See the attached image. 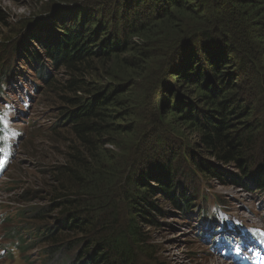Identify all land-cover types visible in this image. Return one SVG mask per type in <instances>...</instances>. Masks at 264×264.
<instances>
[{
	"label": "trees",
	"instance_id": "16d2710c",
	"mask_svg": "<svg viewBox=\"0 0 264 264\" xmlns=\"http://www.w3.org/2000/svg\"><path fill=\"white\" fill-rule=\"evenodd\" d=\"M111 1L106 8H100L97 0H91L85 10L62 11L61 16L53 17L51 24L45 20V25L44 18L41 28L46 35H27L29 40L38 42L42 51L28 55L35 60L33 64L41 78L38 93L46 87L47 102L59 107L53 111L55 118L50 119L53 120L50 135L68 128L65 132L73 140L63 154L64 164L37 171L53 184L48 205L13 209V214L5 217L8 225L4 224L3 237L13 238L21 254L38 251L47 260L45 264L60 258L59 264H155L154 247L144 228L157 225L156 216L162 213L151 202L150 195L158 193L164 204L187 215L197 207L203 196L201 190L210 186L211 181L225 187L264 190V64L259 61L256 67L248 60L257 52L250 50L251 43L246 40L249 30L246 21H239L236 14L225 21L217 12L216 22L202 19L197 24L196 20L188 24L170 16L172 25L178 28L173 29L176 30L174 40L169 38V51H173L167 65L169 72L154 81L153 71L149 81L161 83V89L151 91L156 92L168 114L186 113L183 123L198 135L194 146H187L183 137L177 135L174 125L170 126L174 142L164 141V132L157 123L147 138L146 134L138 132L140 125L137 124L143 123L131 105L138 103L134 95L139 91L134 89L132 93L130 88L136 87L132 82L114 83L115 76L123 75L119 68L107 73L108 86L98 88L93 81L96 72L106 68L111 58H118L126 47H130L128 53L135 54L132 57L135 65L137 61L140 64L150 58L148 47L137 44L148 41L153 32L137 30L139 26L134 20L139 7L148 8L151 15L159 11L163 15L181 0ZM232 1L250 10L249 14L246 12L247 19L264 9V0ZM224 5L225 0H222L221 7ZM192 11L194 8H189L185 13ZM179 14L182 18V10ZM197 16L202 17L200 13ZM262 19L255 25L259 28L256 33L259 36L264 35V14ZM5 20L0 13V24ZM90 24L93 30L86 35V26ZM48 31L56 36L54 41H49ZM97 36H100V45L90 46ZM119 36L124 38V46ZM228 37L238 42L230 46ZM22 43L0 45V84L11 70L15 56L22 58L25 53L29 54L30 48L27 50ZM232 54L238 56L236 71L229 66ZM245 65L250 66L253 74L247 78L253 98L241 104L235 95L227 92L234 88V81L244 77ZM51 71H63L62 80L54 81ZM179 84L194 87V94L199 96L194 95L192 100L179 90ZM131 120L136 123L131 125ZM120 135L126 136L124 146H119L122 152L108 150V145L118 144L117 136ZM144 144L148 150H139L138 146ZM174 146L177 157L173 153ZM118 189H122L120 195L127 203L122 212L113 205L119 197ZM28 200L25 197L19 203ZM56 219V223L48 225Z\"/></svg>",
	"mask_w": 264,
	"mask_h": 264
},
{
	"label": "rangeland",
	"instance_id": "374dc122",
	"mask_svg": "<svg viewBox=\"0 0 264 264\" xmlns=\"http://www.w3.org/2000/svg\"><path fill=\"white\" fill-rule=\"evenodd\" d=\"M89 1L91 0H0V13L6 18L5 22L0 24V45L7 44L9 46L15 42H23V47L27 50L30 48L29 54L25 53L23 55L24 57L15 56L10 65L11 70L5 74V79L2 83V110L5 113L8 125L12 128V132H15V138L11 140V143H14V147L10 160L5 166L7 171L0 178V264H45L44 262L47 261L38 251H32L26 254L19 253L15 248L14 239H6L3 237L5 233L4 224L8 225V223H5L4 218L13 209L23 210L27 207L40 208L48 205V195L51 193L50 187L53 184L48 180V177L41 176L37 171H47L48 168L64 164L66 157L63 154L67 153V147L71 145L73 140L65 132L68 128L61 130L63 132L57 135H50L49 127L53 124V120L50 119L55 118L53 111L58 110L59 107L58 104L54 105L47 102V95L45 94L46 87L44 89L41 87L44 91L42 90L37 94V89L41 84V78L37 72V66L33 64L35 60L28 55H31L30 52L33 53L34 51L41 54L42 51L38 42L29 40L27 35L29 33L37 35V37L46 35L41 28L43 27L42 19L45 18V25V20L51 24L54 19L53 17L61 16L64 11L73 9L74 12L79 9L85 10ZM97 1L100 8H106L110 5L109 0ZM221 1L181 0L178 5L168 8V11L163 15H161L160 11L159 13L151 15L148 8L143 6L139 7L134 20L135 24L139 26L137 30L148 29L153 32L151 33L152 35H149L150 38L148 41H139L137 44L142 43V46L148 47L150 58L144 62H140V64L137 61V65H135L132 59L135 54L128 53L130 47L127 48L125 46L126 50L119 53L117 55L118 58H111L106 68L96 72L93 81L98 88H103L105 85L108 86L107 83L110 82L108 80L109 78L106 77L107 73L111 74L113 71L110 70H116L117 68L123 72V75L115 76L116 78L113 79L115 84L119 85L122 82L130 84L132 82L136 85V87L132 86L130 89L132 93L134 89H138L140 94L137 93L134 95L138 103L131 106L134 112L138 113L141 117V123L143 124H137V126L140 125L138 132L146 134L145 138L148 137V132L157 123L158 127L164 132V141L171 140L174 142L175 138H173L170 130V126L172 127L174 125V130L177 132V135L183 137L182 141H184V144L186 142L187 146H194V143L197 142V133L193 132L182 121V117L186 113L181 115L168 114V110L166 108L163 109L159 103L156 92L151 91V89H157V91L161 89V83L159 85L158 83H156L157 85L150 83L151 73L153 71L155 72L154 81H157L161 75H168L169 72L167 65L173 57V51L170 52L169 48L171 41L174 40L172 38L176 33V30L173 29L178 28L172 25L173 19L171 17L174 20L178 17L177 20H183V23L188 22V24L194 23L192 20H196L195 22L197 24L202 19L204 21L210 20L216 22V12L220 13L225 21L230 19L231 15L236 14L239 21H246L249 29L246 31V40L251 43L250 50L257 52V54L255 53V57H250L248 60L256 65V67L259 61H261L262 65L264 64V35L259 36L256 34L259 28H255V25H258L260 23L259 21L263 20L264 9L261 8L258 13L252 14L253 17L250 16L247 19V14L250 12L249 9H242L236 6L232 0H225V7L223 8L221 7ZM202 6L204 7L201 10ZM189 8H194L195 11H192L193 13L191 14H186L185 11H188ZM181 10L183 13L182 18L178 16ZM211 10L213 14L210 15ZM197 13H200L202 17L197 16ZM97 16L100 20L103 19L100 14ZM66 21L69 22V20ZM108 21L110 24L113 22L111 17H108ZM90 23L93 22L90 21ZM81 25L83 26V24ZM89 26L92 28L90 27L91 29H89ZM89 26H86V35H90L93 30L92 24ZM119 35L122 37V34ZM54 36L48 31L49 41H54ZM121 37L119 36L120 42L122 40ZM169 38H171V41ZM166 39L169 42H163ZM227 42L230 46H233L238 40L228 37ZM95 43H98L96 45L97 47L100 45V36L91 40L90 46ZM221 45L222 42H219V46ZM121 46H124V38ZM144 51L146 50L143 49ZM237 58L238 56L234 54L230 55L229 58L231 62L229 66L235 71ZM233 61H235V64H233ZM256 71L257 69L254 72ZM51 73L55 77L54 81L62 80L63 71H59L58 73L51 71ZM251 74L252 70L250 66L245 65L244 77H241L237 82L234 81V88L227 92L235 95L241 104L249 103L253 98L252 92L248 89L247 80ZM89 80L92 81L91 79ZM177 90L176 93H178ZM179 90L191 97L192 100L195 98L194 95L199 96L198 93L194 94V87L179 84ZM177 96H180L179 100L183 99L179 93ZM148 100L149 102H147ZM6 104L7 106H5ZM192 115L193 113H191L190 117ZM49 116L52 118H49ZM160 120L163 123H168L169 126H167L168 124L163 125ZM250 120L252 119L250 118ZM133 123L136 122L131 120V125ZM127 137L129 138V135ZM125 140L126 136H117L116 143L118 144L108 145L106 148L114 153H121L122 150L119 146H124L126 143ZM180 141L181 139L176 140L178 143ZM138 148L139 150H148L149 147L144 144L138 146ZM176 150V146H174L173 153L175 157H177ZM135 153L138 154V150ZM133 155L132 152L129 156L130 160ZM211 184L212 195L223 202L226 211L234 219L237 217L240 218L246 226L264 223V200H262L261 195H247L231 187L217 186L212 181ZM117 187L120 188L121 185H117ZM123 187L124 185L122 189ZM122 189L121 191L118 189L117 195L119 197L116 198L113 204L118 206L120 212L123 211L124 205H127L126 200L120 195L123 192ZM153 195H150L151 202L160 208L162 215L156 216L157 225L154 227H145L144 230L147 233L146 237H148L149 243L153 244L154 247L155 254L152 257L156 261L155 264H238L241 261H233L231 258L224 259L220 256L219 250L211 246V240H208L206 234H204L205 228L202 225L205 219H200L202 215H181L174 211L168 204H164V201L160 200L161 197L158 193H154ZM25 197H28V202L19 203ZM55 218L58 217L55 215ZM57 220H51L48 225L52 226ZM244 230L246 231L247 229ZM215 234L216 232H210V235L215 236ZM4 250L6 252L1 254ZM239 252L240 258L250 257L248 248L239 246ZM60 260L61 258L59 260H52L51 264H59Z\"/></svg>",
	"mask_w": 264,
	"mask_h": 264
},
{
	"label": "snow or ice",
	"instance_id": "6c2138e0",
	"mask_svg": "<svg viewBox=\"0 0 264 264\" xmlns=\"http://www.w3.org/2000/svg\"><path fill=\"white\" fill-rule=\"evenodd\" d=\"M4 164H5V161L3 159H0V167H3ZM225 219H227V218H225ZM249 231L252 232L253 236L264 238V232H261L258 229H250ZM236 254H237V256L240 255L239 246H237Z\"/></svg>",
	"mask_w": 264,
	"mask_h": 264
},
{
	"label": "bare ground",
	"instance_id": "6f19581e",
	"mask_svg": "<svg viewBox=\"0 0 264 264\" xmlns=\"http://www.w3.org/2000/svg\"><path fill=\"white\" fill-rule=\"evenodd\" d=\"M212 264H215V263H212Z\"/></svg>",
	"mask_w": 264,
	"mask_h": 264
}]
</instances>
